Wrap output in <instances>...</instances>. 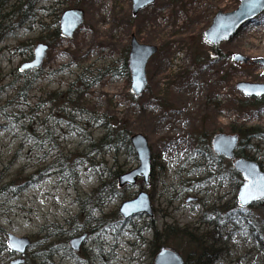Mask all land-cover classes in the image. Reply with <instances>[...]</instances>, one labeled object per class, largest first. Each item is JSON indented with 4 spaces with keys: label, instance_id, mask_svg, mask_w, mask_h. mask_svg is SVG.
<instances>
[{
    "label": "rangeland",
    "instance_id": "rangeland-1",
    "mask_svg": "<svg viewBox=\"0 0 264 264\" xmlns=\"http://www.w3.org/2000/svg\"><path fill=\"white\" fill-rule=\"evenodd\" d=\"M27 2L9 0L0 9V18L16 11L0 27L5 34L0 33V264L18 257L7 245L9 233L32 241L24 264H155L162 246L186 260L197 253L195 245L183 238L154 242V229H185L196 239L217 229L200 222L214 212L215 224L220 222L216 237L222 242L217 247L227 256L213 264H264V250L252 235L254 219L264 209L239 208L231 162L225 159L217 166L204 157L212 153L217 133L241 139L251 127L264 130V98H248L236 88L242 81L264 83V68L232 60L235 54L264 58V12L214 49L205 42V31L219 11L235 10L240 0H156L136 16L132 0H39L34 14L26 15ZM72 8L84 12V22L73 37L64 38L59 21ZM51 12L57 17H50ZM42 23L49 25L45 34ZM132 36L159 47L147 65L148 88L139 97L132 94L131 76L123 68ZM39 41L51 45L46 66L21 73ZM114 118L129 141L97 151L92 143L105 135L104 125ZM138 133L151 147V184L146 187L139 179L134 186L114 187L116 175L118 182L139 165L136 153L127 148ZM256 144L259 151H248L264 163V138L251 140L250 145ZM74 153L86 163L73 174L65 172V179L53 168V159ZM46 167L50 169L38 174ZM40 176L46 178L27 186ZM103 182L113 183L95 194L98 205L90 204ZM142 190L151 197L154 216L123 219L121 204ZM240 210L249 219L237 218ZM229 218L235 223L225 227ZM83 233L88 235L85 243L69 256L58 234L66 235L69 245ZM53 241L59 242V254L44 261L35 256Z\"/></svg>",
    "mask_w": 264,
    "mask_h": 264
},
{
    "label": "water",
    "instance_id": "water-1",
    "mask_svg": "<svg viewBox=\"0 0 264 264\" xmlns=\"http://www.w3.org/2000/svg\"><path fill=\"white\" fill-rule=\"evenodd\" d=\"M156 0H132V13H138L146 7L155 3ZM264 12V0H241L237 9L231 12L219 11L213 18L212 24L204 33V39L212 46H219L224 41L231 39L238 30L247 22L253 20ZM84 22V12L80 9H69L65 11L60 20L61 34L63 37L71 38ZM49 46L38 44L35 48L34 59L21 65V72L38 70L42 67L47 56ZM159 48L155 45L140 43L135 36L130 41L128 55V68L131 73V92L135 97L143 95L149 85L147 76V65L149 61L158 53ZM233 61L241 64H248L251 60L242 54H235ZM254 64L263 66L264 58L253 61ZM236 88L247 97H264V83L239 82ZM131 145L139 160V166L118 177L119 187L135 185L140 177H143L146 186H150L152 173V151L148 139L143 134H135L131 137ZM240 137L237 134L218 133L213 137L212 148L218 156L231 160L233 167L243 177V183L238 191V205L240 208H247L256 202L264 200V197L255 192L256 188H264V170H262L255 160L244 157L237 158ZM246 189L252 190L253 198L247 201L241 200V195ZM119 213L126 220L138 214L153 215L151 198L146 191H140L138 195L130 200L124 201L119 209ZM87 234L74 237L69 241L73 251H79L86 241ZM7 245L11 252L19 253L21 257L16 258L9 264H23V255L31 246L28 237H17L8 234ZM155 264H185L183 257L173 249L162 247L155 257Z\"/></svg>",
    "mask_w": 264,
    "mask_h": 264
},
{
    "label": "trees",
    "instance_id": "trees-1",
    "mask_svg": "<svg viewBox=\"0 0 264 264\" xmlns=\"http://www.w3.org/2000/svg\"><path fill=\"white\" fill-rule=\"evenodd\" d=\"M9 0H5V2H8ZM16 11H12V16L15 15ZM8 15L3 16L2 18H0V27H3L4 24L8 21H10L12 19L9 18L7 19ZM1 35V34H0ZM58 37V36H56ZM212 48H217V47H212ZM123 68L125 71L128 72V75L130 77V72L128 69V56L125 55L123 58ZM82 78L84 79V77H79L80 80H82ZM85 80V79H84ZM83 80V86L86 85V80ZM95 79L92 80V83H95ZM89 86V85H88ZM71 91V88L69 89ZM78 91V89L75 88V90H73L74 93H76ZM54 103L57 101V97L53 98ZM52 101V100H51ZM49 101V102H51ZM60 101V100H59ZM70 98H66V103H69ZM258 102V101H257ZM104 127H106V133L105 135H103L97 142H93L92 146L97 148V151H100L98 149L101 148H111V147H116V145L121 141H127L129 139V134H127L125 132V130L123 129L124 126L119 122L116 121V119L114 118L112 122L110 123H106L104 125ZM242 137L240 139V143H239V147H238V151H237V156L238 157H244L246 159H250V160H255L257 161V158L254 154L250 153L248 151V147L251 148H255L257 151H259L258 149V145H250L251 140L253 139H257V140H261L262 138H264V130H262V128L260 127H251L249 129H247L243 134H241ZM129 141V140H128ZM127 148L129 149V153L130 154H135L132 146L130 143L127 144ZM217 159H220L218 157H216ZM85 158L78 157L76 153L74 154H68V155H64V154H60V155H56L55 158L53 159V168H57L59 172L62 173L63 177L65 179L66 176L64 175L65 172H71L73 174L74 169L79 166V165H84L86 163ZM260 167L264 166V163L259 162ZM50 169L49 167H46L44 169H40L38 171V174L42 171V170H48ZM115 176V175H114ZM118 175H116L115 177L117 178ZM231 177L233 180L236 181V184L234 185V187H237L239 189V186L242 183V176L232 167L231 168ZM46 177H38L37 179L31 181V183L27 186H33L34 184L38 183L39 181H42L43 179H45ZM115 178L114 181V187H117V179ZM111 182L108 183H101V185L95 189V191H93L94 196L90 195L91 198H89V201H91L93 205H98V203H96L97 201V197H95L96 193L101 192L102 189H107L109 188V186L112 185ZM26 186V187H27ZM116 189V188H114ZM255 205H259L264 209V200L259 201L258 203H256ZM84 207V205H82V208ZM263 215V214H262ZM258 216L255 217L254 219V223H253V229H252V235L255 239L256 242H258V245L260 247V249L264 250V215L262 216ZM237 217V216H236ZM245 217L244 211L240 210L238 212V217L239 219H243ZM247 219H249L247 216L245 217ZM200 222H204L205 224H208V226H215L217 229H212L211 231H208V233H206L205 235L193 239L190 236H188L187 231L185 229H175L172 226H167L165 227V229H163L162 232H159L158 230L154 229V242H158L160 244H164V243H168L170 242V240H172L173 238H183L184 240H187L190 244H193L196 246V248L198 249L197 253L193 252L194 255H191V253L187 256L186 260H185V264H213L214 261L219 260V259H223L225 260L227 254L224 256L221 255V247H217V246H222V242L219 241L218 237H216L217 233H220V227L217 226V224L213 223L211 220H206L205 215L203 217H201ZM225 227L232 223H235V220L232 218H229L227 220H225ZM67 224L68 225H73L75 224V221L71 220H67ZM83 231H85L83 228V226L81 227ZM74 231H76L77 229H73ZM94 229L90 228V229H86V231L92 233ZM219 231V232H218ZM81 232V231H79ZM71 231L69 232H64V234H70ZM66 235H60L58 234V240L63 239L62 241H64L65 245H64V249L66 251V253L71 256L74 257L75 253L72 252L71 248L69 245H66V241H68V237H66ZM64 238H62V237ZM92 236V235H90ZM203 237L205 239H203ZM163 242L161 243L160 241ZM59 242L58 241H53L51 243H48L44 246V248L42 250H40L39 252H37L35 254L36 257H40L43 259V261L46 259H51L53 258V256L59 254V252L61 251L58 247H59ZM159 245L157 244V247ZM100 248V247H99ZM190 259V260H189ZM44 264L45 261H44Z\"/></svg>",
    "mask_w": 264,
    "mask_h": 264
},
{
    "label": "flooded vegetation",
    "instance_id": "flooded-vegetation-1",
    "mask_svg": "<svg viewBox=\"0 0 264 264\" xmlns=\"http://www.w3.org/2000/svg\"><path fill=\"white\" fill-rule=\"evenodd\" d=\"M28 2H27V11H26V15L27 14H29V12L31 13V14H34V12H33V10H34V8H35V4L39 1V0H27ZM5 3V6L7 5V3L8 2H1L0 3V9L4 6L3 4ZM12 10L11 11H7L6 13H5V15H8L7 16V19H9V18H11L12 17ZM55 13V12H54ZM53 12H51L50 14H49V16L50 17H54V18H56L57 17V15H55ZM30 14V15H31ZM32 16V15H31ZM13 25V24H12ZM11 25V26H12ZM42 26H43V28H44V34L46 33V29L48 30V28H49V25L47 24V23H42ZM13 27V26H12ZM10 30H11V28H10ZM2 31H0V33H1ZM2 35H5V34H3V32L1 33ZM47 37H46V35L42 38V39H46ZM47 41V40H46ZM39 43H43V44H46V45H48L49 46V49H48V52H47V56H46V58H45V60H44V62H43V66H42V68L41 69H44V67L46 66V59H47V57H48V54H49V51H50V49H51V45L50 44H48V43H46V42H44V41H39L38 43H37V45L39 44ZM36 47V46H35ZM35 47H34V49H35ZM34 49H33V51H32V53L30 52V54H29V56H28V58L26 59V61L25 62H29V61H32L33 60V58H34ZM250 65V64H249ZM246 66H248V65H246ZM29 72H31V71H29ZM210 150H211V147H210ZM208 153H210V152H207V153H204V157H207V155H208ZM212 162H213V165H215V164H217V166H221V164H222V159H217L215 156H212ZM152 175V174H151ZM150 184H151V182H150ZM192 200H194V201H197L198 200V198H189V200H188V202H190V201H192ZM153 206V205H152ZM153 211H154V214H155V209L153 208ZM218 213V212H217ZM154 214H153V216H154ZM215 215V212L212 214V215H209V214H205V217H206V220L208 221V220H211L213 223H215V220L213 219V216ZM217 224H218V227H220V222H217Z\"/></svg>",
    "mask_w": 264,
    "mask_h": 264
},
{
    "label": "snow or ice",
    "instance_id": "snow-or-ice-1",
    "mask_svg": "<svg viewBox=\"0 0 264 264\" xmlns=\"http://www.w3.org/2000/svg\"><path fill=\"white\" fill-rule=\"evenodd\" d=\"M23 69H21L22 71ZM255 192L258 193L260 196L264 197V188H256ZM254 193L250 189H246L245 192L241 195L242 201H247L250 198H253Z\"/></svg>",
    "mask_w": 264,
    "mask_h": 264
}]
</instances>
